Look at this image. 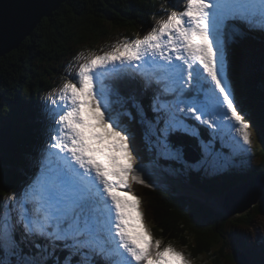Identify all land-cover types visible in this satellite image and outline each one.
I'll use <instances>...</instances> for the list:
<instances>
[{
	"label": "snow or ice",
	"instance_id": "6c2138e0",
	"mask_svg": "<svg viewBox=\"0 0 264 264\" xmlns=\"http://www.w3.org/2000/svg\"><path fill=\"white\" fill-rule=\"evenodd\" d=\"M241 19L264 27V0H184L183 10H171L142 38L125 37L102 54L84 57L81 52L74 79L58 90L59 114L51 148L59 162L20 202L23 211L13 218L11 211L0 213V245L5 239L15 244L16 224L26 237L72 241L66 248L105 250L108 238L116 247L108 253L113 264H191L185 254L171 244L161 249L144 223L141 199L131 191L132 182L147 185L136 167L130 136L109 112L97 91L98 76L115 73L137 62L164 61L160 67L175 77L180 97L177 112L215 127L212 119L229 121L228 127L246 145H252L249 123L235 102L224 76V50L220 25ZM179 62V63H174ZM185 72L187 78L185 79ZM193 79L199 97L184 99L183 91ZM195 87V85H194ZM129 117L131 113H126ZM169 129L182 130L175 117ZM10 199H15L11 197ZM40 247V245H36ZM0 264H4L0 260ZM25 264H38L26 261ZM66 264H72L71 253ZM79 264H94L83 253Z\"/></svg>",
	"mask_w": 264,
	"mask_h": 264
},
{
	"label": "trees",
	"instance_id": "16d2710c",
	"mask_svg": "<svg viewBox=\"0 0 264 264\" xmlns=\"http://www.w3.org/2000/svg\"><path fill=\"white\" fill-rule=\"evenodd\" d=\"M174 2L175 0H67L51 17L44 18L17 49L0 58V206L9 193L29 187L30 179L35 174L34 168L37 169L40 164L43 155L40 152L46 146L43 135L49 132L47 120L50 116V107L42 99L52 85L50 74L59 69L56 63L69 57L78 45L86 42L102 45L107 39L118 37L119 33L115 34L114 30L124 31L127 38L134 39L144 32L146 26L152 25L160 17V13L171 10H162L163 4L171 7ZM225 30L228 36L231 34L236 57L242 56L252 69V76L240 68L236 72L229 53L226 52L229 82L237 91L243 110L250 113L252 120L254 116L258 124L261 142L258 154L261 162L248 172L232 168L211 170L209 165L191 168L179 165L174 158L168 159L167 166L168 169L179 172L178 179L182 185L186 184V187L214 197L224 195L230 188L250 182L264 173V34L256 35L245 28L237 32L234 26ZM46 61L52 64L45 67ZM110 79L114 82L112 85L117 96L131 107L132 116L135 117L133 120H139L140 127L136 132L143 145L151 148L148 156L151 158L150 162H159L161 159L166 161L167 158L160 153L167 146L162 141L164 130L168 128L164 118L166 115L169 118L175 111L172 109L169 113L162 105L166 102L172 105L176 103L179 96L178 90L173 91L176 85L163 79L164 86L161 89L153 81L150 85L143 86L140 81H144L143 78L137 80L132 72L124 68L113 73ZM53 98L54 96H49L50 100ZM136 109L139 110L136 112ZM140 118L146 121L145 129ZM168 132L166 138L172 144L193 145L200 155H204L205 144H201L200 137H188L189 132L180 130L179 133L176 132L178 137L172 139L176 134ZM211 132L213 129L209 130L208 138L212 136ZM205 141L209 144V140ZM153 142H156V146ZM221 146L224 147L223 144L219 147ZM214 147H217V143ZM148 190L150 195L145 204L152 215V230L168 243L191 247L196 250V254L215 255L217 264L220 263L219 255L224 256V248L228 246L229 223L235 226L250 225L255 215H264V194L251 211L228 218L221 211L201 201L193 192L177 194L162 189ZM15 200L8 207L13 218H17L18 213V209L13 207ZM14 236L17 249L25 256L34 257L37 262L41 260L45 264H66V258L71 253L72 264H79L83 253H88L94 264H113L114 258L108 254L98 258L96 251L90 249H70L63 246L61 250L58 248V240L26 237L19 223L16 224ZM37 244L40 245L39 248L36 247ZM3 256L4 244L0 245V258ZM233 256L231 255L232 258Z\"/></svg>",
	"mask_w": 264,
	"mask_h": 264
},
{
	"label": "rangeland",
	"instance_id": "374dc122",
	"mask_svg": "<svg viewBox=\"0 0 264 264\" xmlns=\"http://www.w3.org/2000/svg\"><path fill=\"white\" fill-rule=\"evenodd\" d=\"M172 6L168 7L169 5L162 6L163 9H171V10H177L182 11L183 10V4L184 0H175L174 3H171ZM162 4H158L160 6ZM170 10V11H171ZM170 11H165V13H160V17H157L155 21H153L152 25L146 26L144 32L137 36L139 38H142L144 35H146L153 26L156 25V22L158 20L166 19L167 15ZM226 21H224L223 24L220 25V38L222 40L223 44V50H224V76L226 81L230 85V90L233 93V96L235 98V102L238 106V110L242 112V114L245 117V120L249 123V131L252 133V145H246L243 143V141L235 134L234 130L229 128V121L216 119L214 115H205L204 119H212L215 127L204 124L200 120L194 119L192 115L181 113L176 111V107H191L193 105L191 104H180L177 105V99L181 98L180 93L178 98L176 99V103L168 104L166 103L164 106V109H167L168 112L173 109L175 112L173 115L169 116V118H164L165 123L167 124V129L164 130V144L166 143L167 146L163 148V150L160 152L164 158L166 157V161L163 159L157 161H151V158L148 156L150 155L149 149L151 150L149 145H143L144 143L140 141L138 133L136 132L139 129V120H133L135 117L132 116L131 107L124 103V101H121L119 96H117V93H115V90L112 88L111 84L107 82L109 81V78L113 73L108 74H102L98 76L97 78V84L96 88L97 91L100 93L101 98L105 101L109 108L110 114L113 116L114 119H117L121 126L127 131V134L130 136V147L133 151V154L136 156V167L142 174L143 178L146 180L147 185H151V187H148L146 185H141L138 182H132L130 189H123V191H131L136 196H138L141 199V205L140 208L144 213V223L147 227V229L152 233L153 240L160 239L162 241L161 249L171 244L173 247H175L178 251H181L185 254V257L191 261V264H217L215 263V255L209 256V253H197L196 250L191 247H184V246H177L173 243H168L162 239L160 234L158 235L156 232L152 230L151 227V221L150 217H152L151 213L149 214V207L147 208L145 202L147 201L148 197L150 195V191L148 189L154 188L155 190H165L168 192H175L177 194H184L188 193L189 191L195 195L198 196V198L207 203L208 205L214 207L216 210L221 211L224 213L228 218L235 217L237 215L243 214H237L234 216H229L227 210H226V196L228 194L225 191L224 195H221L219 197H214L212 195L202 194L196 191V189L186 187V184L182 185L179 181V172L173 171L168 169L169 160L168 159H176L177 163L179 165L184 166H190L191 168H199V167H205L206 165H209V168L211 170L216 169H223L226 168H232L235 171L239 172H248L253 167H255V164H259L261 162L260 155L258 154L259 146L261 144L260 142V134H259V128L257 127L258 124L253 116V120L251 119L252 116H250V113L248 111L243 110L241 106V102L239 100V95L237 91L233 89L231 86L229 79L227 77L228 75V68H229V62L227 60V43L226 40L231 38V34L228 36V33L225 32L226 29ZM115 34H118V37H113L112 39H107V41L104 44H95V43H84L81 45H78L75 47L70 54L69 57H67L65 60H61L58 64L56 63L57 67L59 66L58 71H53L49 78H52V85L49 87V89L46 91V97L42 99L46 104L51 106L53 104V100H58V90L62 83L66 82L69 79H74L75 73L78 71L79 64L84 62V58L77 59L78 55L83 52L84 57H88L90 54H102L103 51L109 50L117 41H122L125 37L124 31L120 30H114ZM123 34V35H122ZM135 37V38H137ZM130 39V38H129ZM139 66H141L134 76L136 79L140 80L143 78V75L147 72H151L152 69H158L161 68L160 65L164 64L165 62L162 60H159L155 63H153L150 59L148 63L144 62H137ZM179 63V62H174ZM52 64V63H51ZM49 61L44 62L45 65H51ZM44 66L43 69H44ZM41 67V68H42ZM47 67V66H45ZM136 68V66H134ZM52 68V67H48ZM47 68V69H48ZM126 70V69H124ZM185 79L187 78V73L185 72ZM157 83V82H156ZM195 85V87H194ZM164 84L162 85V87ZM199 85H196V81L194 80L190 84L186 86V88L183 91L182 98L184 99H191L199 97L200 99H203V94L199 93L196 88H198ZM161 89V88H160ZM159 89V90H160ZM173 87H171V90ZM194 89V90H193ZM193 90V91H192ZM145 91H148L145 88ZM54 96L52 100L49 99V96ZM48 97V98H47ZM50 100V102L48 101ZM173 103V102H172ZM52 108V107H50ZM54 109H57L56 112H54L53 115H51V118H48V129L50 132H46L43 135L44 141L46 144H52L53 141L51 139L52 136L56 134V124L55 120L58 118L59 114V103L56 104V106H53ZM139 109H136V112ZM126 113H131V116L129 117L126 115ZM167 114V113H166ZM173 117H175L180 122V128L188 133V137H200L201 144H205L204 147V155H200L199 152L194 148L193 145L190 146H180L179 143L172 144L169 140V138H166L169 124L173 121ZM140 122L142 125H144V129L146 128V121L141 120ZM211 132L212 136L210 138L207 137L209 133V130H212ZM180 130L175 131L172 129V135L179 133ZM52 135V136H51ZM177 134L172 139H176ZM184 136V135H183ZM47 137H50L47 139ZM187 137V139H188ZM202 138V139H201ZM143 139V138H142ZM205 140H209V144H206ZM144 141V140H143ZM152 141L151 139L149 140ZM154 141V139H153ZM216 141V142H214ZM52 142V143H51ZM154 143V142H153ZM156 143V142H155ZM154 143V145H155ZM217 143V147H214V144ZM200 144V145H201ZM221 144H223L224 147H219ZM156 146V145H155ZM162 146V143H161ZM225 148H228V152H225ZM225 150V151H224ZM56 150L49 149L47 150V153L52 154V158L48 159V161H43V168L42 166H39V169H35V174L33 176V179H30V183L28 184L29 187L27 188H19L16 191L11 192L8 194L7 199L3 202V204L0 206V213H4L6 211H9L8 207H11V202L13 199H10L12 196H15V202L13 203V207L18 209L17 217L20 212L23 211V208H19L20 202L25 200L28 196V194L33 190L34 187L39 186V182L45 177L46 171L50 168H55L56 164L59 162L58 157L55 155ZM40 154V153H39ZM197 157H196V156ZM153 157V156H152ZM161 161V162H160ZM190 162L188 165L187 163ZM257 164V165H258ZM245 166H247L245 168ZM261 176L264 178V173L261 174ZM239 186V185H237ZM31 187V188H30ZM145 190V193H144ZM22 191V193H21ZM20 192V193H19ZM19 193V194H18ZM258 203V202H257ZM257 203L253 204V206L257 205ZM253 206L250 207L247 211H251L253 209ZM246 211V212H247ZM255 213L254 211H252ZM12 215V213H11ZM228 230L230 232L228 233L227 239H228V246L224 248V256L219 255V262L218 264H239L237 257L235 256V252L239 250V252L243 253L245 252L246 256L248 257V260L250 264H264V215L263 214H257L255 215L254 219L250 223V225H239L235 226L231 223H229ZM110 238H108L107 242H112ZM4 244V256L3 258H0V260L4 261V264H25L26 261H35L34 257H28L22 254L19 249H17V244L10 243L9 240L5 239ZM194 245V243H191ZM99 248H96L95 251H97ZM193 253L195 255H193ZM231 255H234L233 258ZM90 259V257H89ZM38 264H45L43 261H39Z\"/></svg>",
	"mask_w": 264,
	"mask_h": 264
},
{
	"label": "water",
	"instance_id": "95a60500",
	"mask_svg": "<svg viewBox=\"0 0 264 264\" xmlns=\"http://www.w3.org/2000/svg\"><path fill=\"white\" fill-rule=\"evenodd\" d=\"M66 1L0 0V58L17 49L44 18L51 17ZM226 43L233 69L236 71L240 68L245 70L247 75L252 76V69L247 66L242 56L236 57L233 40L229 38ZM263 194L264 178L261 175L250 182L233 187L226 196L228 215L234 216L246 212L253 204L260 201ZM235 256L239 264H250L244 252L236 251Z\"/></svg>",
	"mask_w": 264,
	"mask_h": 264
},
{
	"label": "bare ground",
	"instance_id": "6f19581e",
	"mask_svg": "<svg viewBox=\"0 0 264 264\" xmlns=\"http://www.w3.org/2000/svg\"><path fill=\"white\" fill-rule=\"evenodd\" d=\"M235 19H229V24L230 25H232L233 24V21H234ZM244 50H245V48H243ZM247 49V48H246ZM242 50V49H241ZM153 78H154V76H153ZM107 82H109V83H114V82H112L113 80H111L110 78H109V81L108 80H106ZM173 130H175V129H173ZM168 133L170 134V133H172L169 129H168ZM44 156V154L42 155V157ZM240 185V184H239ZM72 241H58V244H59V247L58 248H60L61 250H62V247L64 246V244L65 243H71ZM115 247H116V242L115 241H112V242H107V244L105 245V250L104 251H102L100 248L95 252L96 253V257H98V258H101L103 255H106V254H108V252H109V250H113V249H115Z\"/></svg>",
	"mask_w": 264,
	"mask_h": 264
}]
</instances>
